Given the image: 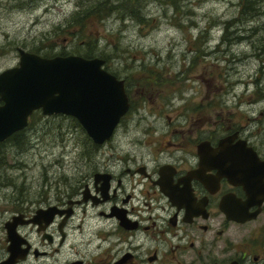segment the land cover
<instances>
[{
  "label": "flooded vegetation",
  "instance_id": "1",
  "mask_svg": "<svg viewBox=\"0 0 264 264\" xmlns=\"http://www.w3.org/2000/svg\"><path fill=\"white\" fill-rule=\"evenodd\" d=\"M119 78L130 108L115 132L134 107L127 79ZM228 84L233 106L223 99L207 113L184 107L174 117L154 109L170 124L145 131L126 150L113 147L110 157L85 151L80 174L61 177L53 200L47 194L33 210L19 206L3 219L0 264L11 256L8 225L18 253L9 264H264V111L252 129L238 110L247 100L254 109L262 91L247 96L248 83L242 93Z\"/></svg>",
  "mask_w": 264,
  "mask_h": 264
},
{
  "label": "rangeland",
  "instance_id": "2",
  "mask_svg": "<svg viewBox=\"0 0 264 264\" xmlns=\"http://www.w3.org/2000/svg\"><path fill=\"white\" fill-rule=\"evenodd\" d=\"M258 1L259 15L248 19L239 0H0V72L19 62V48L51 57L85 55L92 47L134 96L133 112L99 150L76 117L41 110L19 137L0 142V236L11 210H33L47 194L53 200L56 186L64 188L61 177L78 176L85 151L110 157L113 147L126 150L145 131L170 124L154 109L174 117L184 107L207 113L209 103L223 99L233 106L228 83H237V93L248 83L246 95L259 86L260 102L251 109L247 100L238 110L256 129L253 120L264 111V0ZM84 8L91 9L85 20L70 24ZM221 84L228 94L217 90Z\"/></svg>",
  "mask_w": 264,
  "mask_h": 264
},
{
  "label": "water",
  "instance_id": "3",
  "mask_svg": "<svg viewBox=\"0 0 264 264\" xmlns=\"http://www.w3.org/2000/svg\"><path fill=\"white\" fill-rule=\"evenodd\" d=\"M18 51L19 65L0 73V142L26 127L36 109L76 117L96 143L113 136L130 102L123 79L104 68L105 59ZM10 227L11 256L5 264L18 254Z\"/></svg>",
  "mask_w": 264,
  "mask_h": 264
},
{
  "label": "trees",
  "instance_id": "4",
  "mask_svg": "<svg viewBox=\"0 0 264 264\" xmlns=\"http://www.w3.org/2000/svg\"><path fill=\"white\" fill-rule=\"evenodd\" d=\"M239 6H240L241 13L247 14L246 16L248 19L256 17L259 15L260 4H259L258 0H239ZM90 10L91 9H89V8L88 9L84 8L82 12L79 11V12L75 13L74 15H72L71 19L68 22H70V24H72L71 20H76V23H78L77 22L78 20H81V21L85 20L83 18H86L88 16ZM141 18L143 19V17H141ZM88 46L91 47L90 45H88ZM91 48L89 49L90 51H88L87 53H85V55H82V56L87 57V58L95 57L93 55V51ZM105 61H106V59H105ZM19 135H20V132L15 133L10 137V139L14 140L17 137H19Z\"/></svg>",
  "mask_w": 264,
  "mask_h": 264
}]
</instances>
